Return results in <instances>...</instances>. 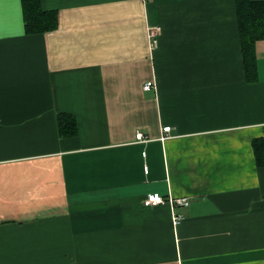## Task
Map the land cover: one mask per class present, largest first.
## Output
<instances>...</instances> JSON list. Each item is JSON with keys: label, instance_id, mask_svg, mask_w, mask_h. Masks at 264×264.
Segmentation results:
<instances>
[{"label": "crops", "instance_id": "1", "mask_svg": "<svg viewBox=\"0 0 264 264\" xmlns=\"http://www.w3.org/2000/svg\"><path fill=\"white\" fill-rule=\"evenodd\" d=\"M40 4L57 26L28 34L0 0V264H264V38L250 80L236 0Z\"/></svg>", "mask_w": 264, "mask_h": 264}, {"label": "trees", "instance_id": "2", "mask_svg": "<svg viewBox=\"0 0 264 264\" xmlns=\"http://www.w3.org/2000/svg\"><path fill=\"white\" fill-rule=\"evenodd\" d=\"M25 10L26 33H44L57 26V14L42 8L40 0H23ZM238 25L242 49L245 57V71L248 79L256 75L255 44L264 38V1L236 0ZM60 129L73 134L76 131V121L69 115H61ZM62 118H67L65 127ZM256 163L264 167V136L253 140Z\"/></svg>", "mask_w": 264, "mask_h": 264}, {"label": "built area", "instance_id": "3", "mask_svg": "<svg viewBox=\"0 0 264 264\" xmlns=\"http://www.w3.org/2000/svg\"><path fill=\"white\" fill-rule=\"evenodd\" d=\"M150 36L154 42L157 41L156 32H151ZM154 85H155L154 81H147L144 84V89L150 90ZM171 130H172L171 126L163 127V129H162L163 133L160 137V140L164 141V140L168 139L171 136ZM136 139L139 142H147L150 140L149 138L144 136L143 132H137ZM169 201L174 205H181V206H188L190 203L189 198H187V197L171 198V199H169ZM166 202H167V199L164 196H162L160 193H149L146 196V198L144 199V204L147 206H156V205L163 204ZM182 219H183V217L181 215H178V214L173 215V223L175 225H178Z\"/></svg>", "mask_w": 264, "mask_h": 264}]
</instances>
